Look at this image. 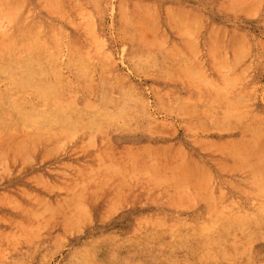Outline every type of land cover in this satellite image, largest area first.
<instances>
[{
	"label": "rangeland",
	"instance_id": "rangeland-1",
	"mask_svg": "<svg viewBox=\"0 0 264 264\" xmlns=\"http://www.w3.org/2000/svg\"><path fill=\"white\" fill-rule=\"evenodd\" d=\"M18 1L0 67L47 94L0 72V148L36 142L0 158V264H264V0Z\"/></svg>",
	"mask_w": 264,
	"mask_h": 264
},
{
	"label": "bare ground",
	"instance_id": "bare-ground-1",
	"mask_svg": "<svg viewBox=\"0 0 264 264\" xmlns=\"http://www.w3.org/2000/svg\"><path fill=\"white\" fill-rule=\"evenodd\" d=\"M41 1V0H40ZM40 1H39V3H40ZM42 2V1H41ZM0 3H1V7H2V10L0 11V49H1V47H3L4 45L5 46H7V45H9V43L12 41V38L14 37V38H24V37H27V23L25 22V19L23 18V17H21L19 14H20V10H21V8H20V2L18 1V0H0ZM45 3V2H44ZM45 5V4H44ZM44 7V6H43ZM48 7V6H47ZM81 16V15H80ZM82 21L80 22V25L81 26H84V31H86V33H87V23L85 24V22H84V19H86V18H84V17H86V14H82ZM90 25V24H89ZM91 27V26H90ZM90 27H89V29H90ZM8 28H11L12 30H13V33L11 34V37L10 36H8L7 35V33L5 32V29L7 30ZM83 28V27H82ZM87 28V29H86ZM86 29V30H85ZM185 30H186V28H185ZM184 30V31H185ZM8 31V30H7ZM187 31V30H186ZM3 54V53H2ZM1 55V54H0ZM5 55V54H4ZM26 55V54H25ZM2 56V55H1ZM23 56V55H22ZM27 56V55H26ZM5 58V57H4ZM20 58V57H19ZM27 57H25V59L23 60V62L20 60V62H22L23 64H25L24 65V68H25V66H28V64H27V62L29 63L30 62V58H29V60L27 61V59H26ZM1 59V58H0ZM9 59V58H8ZM18 63V61H17V64H16V62H11V63H7V64H5V65H2L1 67H0V72L3 74V76H6V75H9L10 77H12L13 79H14V81H16L15 83H16V85L18 86V88H17V90H19V91H21V90H25L26 88H27V86L28 85H34L35 86V91H36V94H37V96L39 97V99H45L46 98V92H45V89H43L42 87H41V82L38 80V79H32V80H28V78H27V69L28 68H25L26 69V71H25V69H21L22 68V66L19 68L17 65L18 64H21V63ZM6 63V62H5ZM30 64V63H29ZM31 65V64H30ZM32 67H33V69H32ZM41 67V65L38 67V68H40ZM36 69V68H35ZM41 69V68H40ZM32 70H34V66H31V70H29L30 72H32ZM41 71V70H40ZM40 71L37 69V72H39V74H40ZM33 72H35L36 73V71L34 70ZM33 72H32V74H33ZM0 73V74H1ZM38 74V73H37ZM38 74V75H39ZM28 76H30V74H28ZM7 77V76H6ZM38 77V76H37ZM53 77V76H52ZM39 78V77H38ZM43 78V77H42ZM32 81V82H31ZM43 82H44V80H43ZM18 91V92H19ZM35 91H34V94H35ZM22 92V91H21ZM25 93H27V92H25ZM16 94V93H15ZM22 94V93H21ZM25 97V96H24ZM16 99V98H15ZM27 99V98H26ZM98 112V111H97ZM54 115V114H53ZM61 115V114H60ZM57 116H59V115H57ZM42 118H45V117H42ZM52 117L50 116V119H51ZM45 119H48V118H45ZM100 127V126H99ZM66 130V129H65ZM58 134V133H57ZM62 135L63 134H61V137H62ZM37 136H38V140H42V139H44V138H46V137H44L43 136V134H41V133H39V134H37ZM57 136V135H56ZM27 137V136H26ZM60 137V136H59ZM57 138V137H56ZM67 138H69V136L68 137H66V136H63L61 139L62 140H65V139H67ZM74 138V137H73ZM28 139V141H24V142H22V140H21V142L19 141V143H21V144H16V145H12V146H10L9 148H10V150L8 149H6L7 150V152L6 151H4L5 149L3 148H0V158H2L3 159V157L4 158H7L8 156V154H9V159L11 158V157H15V158H17V159H19L20 158V156H24V155H27V154H29L30 152L29 151H31V150H29L31 147H35L36 145V142L35 141H29V138H27ZM24 140V139H23ZM26 140V139H25ZM52 140V139H51ZM59 140V139H58ZM57 140V141H58ZM39 141V142H40ZM38 142V143H39ZM52 142H53V140H52ZM41 143V142H40ZM68 143V142H67ZM56 147V146H55ZM59 148V147H58ZM53 149V148H52ZM263 149V148H262ZM33 150V149H32ZM28 152V153H25V154H23L22 152ZM32 153V152H31ZM21 154H23V155H21ZM261 155V154H260ZM28 156V155H27ZM27 156L26 157H24V158H27ZM31 156V155H30ZM8 159V160H9ZM22 159V158H21ZM7 160V159H6ZM12 161H15V159L13 158V159H11V162ZM10 162V163H11ZM107 161L104 159V158H99V161H98V166H97V169L93 172V173H91V174H89L88 176H87V178L86 177H83V178H85L84 180L85 181H77V185L78 186H76L75 188L77 189L76 190V193H75V195L76 196H78V197H82V198H78V197H74L71 201H69V202H71L72 203V206L73 207H75L74 205L75 204H77V205H82L83 206V203L87 200V196L88 195H86L87 193L85 192V190H86V186H88V184L89 183H92V182H95V181H98V179H99V181L101 180V176H105V177H108L109 178V176L107 175V174H113L114 173V170L113 169H109V165L106 163ZM1 163H3V162H1ZM0 163V164H1ZM9 164V163H8ZM7 164V165H8ZM5 167H6V165H5ZM6 171V170H5ZM85 183H88V184H86V188L84 189L83 188V185L85 184ZM81 187L84 189V191H82V189H81ZM73 192H74V190H73ZM72 192V193H73ZM85 193V196H83L84 195V193ZM70 193V192H69ZM69 195V194H68ZM67 195V196H68ZM70 196L72 197V194H70ZM85 197V201H84V198ZM6 197L5 196H3L2 195V197H0V201H2V200H4ZM71 198L69 197L68 199L67 198H64V200L65 201H67L68 202V200H70ZM6 200V199H5ZM10 200V199H9ZM64 202V201H63ZM62 202V203H63ZM66 202V203H67ZM61 203V204H62ZM65 203V204H66ZM81 203V204H80ZM42 204H43V202H42ZM42 204H40V203H38L37 204V207H36V209H34V210H32L31 209V207H29L28 205H27V207H23V209L25 210V211H27V213H33L32 215H34L35 217L36 216H41V213H43L44 214V212H46L47 210H48V207L49 206H51L49 203H46V205H48V206H44V205H42ZM57 204V203H56ZM66 205H69L68 203L66 204ZM85 205V204H84ZM55 206V205H54ZM59 205L57 204L56 205V208L55 209H57V208H59L58 207ZM62 207V208H61ZM60 208L61 209H63V206H61ZM70 207V209H73L71 206H69ZM69 207L67 206L66 208L69 210ZM81 207V206H80ZM79 207V208H80ZM50 208H52V207H50ZM54 208V207H53ZM52 208V209H53ZM59 208V209H60ZM77 208V206L75 207V209ZM84 208H86V206H84ZM75 209H74V212L72 211V212H70V216H69V214L67 213V219H68V216H69V218L71 217L72 219H74V220H78V219H81V218H84V216L85 215H83V210L81 211V210H78L77 212H75ZM78 209V208H77ZM59 211V210H58ZM52 213V212H51ZM46 215V214H45ZM50 215V214H49ZM33 216V217H34ZM42 217V216H41ZM43 217H44V215H43ZM36 218H38V217H36ZM85 218H87V214H86V216H85ZM84 218V219H85ZM41 219V218H40ZM243 219V218H242ZM70 221V220H69ZM70 222H72V221H70ZM34 226V225H33ZM26 230V229H25Z\"/></svg>",
	"mask_w": 264,
	"mask_h": 264
}]
</instances>
